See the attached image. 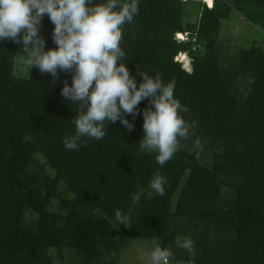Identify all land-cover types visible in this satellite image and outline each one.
Returning a JSON list of instances; mask_svg holds the SVG:
<instances>
[{"label":"trees","instance_id":"1","mask_svg":"<svg viewBox=\"0 0 264 264\" xmlns=\"http://www.w3.org/2000/svg\"><path fill=\"white\" fill-rule=\"evenodd\" d=\"M178 3L140 0L139 14L122 28L126 67L137 86L142 82L137 73H160L165 82L174 80L175 96L188 109L182 115L196 122L194 135L181 141L163 167L156 163L155 153L139 150L143 134L139 114L134 121L126 116L134 124L131 131L119 121L109 122L103 139L84 138L78 150L66 149L63 140L75 133L72 121L78 107L61 96L63 82L71 84V74L61 71L53 83L51 74L33 67L27 77L14 78L15 43L0 41V264H51L49 249L60 251L65 245L75 247L85 264L94 256L96 236L118 232L110 223L117 210L131 217V226L118 228L161 239L176 258L196 264H264V55L254 48L244 50L234 73L220 69L212 57L193 59L191 72L181 68L173 57L190 41H180L176 47L171 40L181 32L175 24ZM235 5L250 20L264 21V0H235ZM223 6L204 7L195 42L217 30L219 18L228 10ZM141 20L143 24L135 27ZM53 27L45 15L40 33L46 50L56 47ZM239 71L250 73L254 80L244 98L236 86ZM148 106L144 100L138 108ZM189 140L219 148L210 167L186 153L183 145ZM35 151L74 197L61 201L66 214L38 207L40 214L30 226L23 220L22 207L24 202L36 204L32 194L40 191L23 171ZM158 170L168 181L165 194L142 197L131 208V195L140 188L147 190ZM186 170L171 211V197ZM225 183L232 193L222 197ZM94 204L111 220L92 214ZM178 236L194 241L192 253L175 246Z\"/></svg>","mask_w":264,"mask_h":264},{"label":"clouds","instance_id":"2","mask_svg":"<svg viewBox=\"0 0 264 264\" xmlns=\"http://www.w3.org/2000/svg\"><path fill=\"white\" fill-rule=\"evenodd\" d=\"M140 0H0V41L10 40L22 46L20 62L38 68L41 74L58 77L71 74V84L63 82L61 96L76 105L73 119L75 133L64 138V147L78 150L82 143L101 140L109 122H120L131 131L130 115L143 116V134L139 150L155 153L163 167L179 150L181 141L194 135L196 122H189L182 113L188 109L175 96V81L165 82L160 73L154 76L137 73L142 82L126 67L128 59L122 50V28L139 14ZM47 15L54 25L51 33L55 48L45 49L40 33L41 21ZM148 107L139 109L141 101ZM168 181L158 170L148 189L140 188L131 195V208L141 198L163 196ZM117 226H131L127 213L115 212ZM175 246L189 253L194 250L190 237L175 239ZM172 249L157 244L148 254V264H170Z\"/></svg>","mask_w":264,"mask_h":264},{"label":"rangeland","instance_id":"3","mask_svg":"<svg viewBox=\"0 0 264 264\" xmlns=\"http://www.w3.org/2000/svg\"><path fill=\"white\" fill-rule=\"evenodd\" d=\"M177 5L178 17L175 24L180 27L182 35L174 33L171 40L174 46L178 47L180 41L190 43L185 44L182 48L178 47L173 60L180 64L183 68V61L187 64L186 71H192L193 59L212 57L217 62L220 69L229 73H234L235 62L240 59V55L244 50L257 49L264 55V21H252L248 16L243 14L235 5V0H178ZM228 7L224 17L219 18L217 30L208 34L199 43L195 42V32L200 24V17L204 11V7L209 9L208 5ZM225 7V8H226ZM144 20L135 22V27L138 24H143ZM155 24V21H154ZM179 32V31H178ZM180 33V32H179ZM22 46L15 43L13 51V72L14 78L27 77L30 70L20 62V52ZM209 55V56H208ZM188 61V62H187ZM184 69V68H183ZM236 86L238 88V96L246 97L250 86L254 82L253 76L250 73H240ZM183 149L187 154H194L196 163L210 167L213 163L214 152L219 151V148L200 147L195 140H189L183 145ZM28 173L30 178H33L31 186H36L40 192L33 195V202L36 204L24 202L22 207L23 220L27 225L32 226L34 220L39 216L38 207L45 205V208L54 214H66L67 210L62 208V199L73 200V193L68 185L55 178L56 171L49 165L41 153L35 151L31 158L26 162V168L23 173ZM189 170H186L181 176L178 186L173 192L170 200L171 211L175 210L179 193L184 185L185 179ZM32 176V177H31ZM48 180L49 184H44L42 181ZM44 185V187H43ZM48 187V188H47ZM222 197L231 195L230 185L228 183L222 186ZM29 192V188L25 187ZM92 214L102 216L105 219L111 220L107 213L99 205L94 204ZM114 232L109 235H98L95 237L94 256L85 264H148V254L157 245L163 247V242L157 237H147L144 234L136 235L135 233L122 230L116 226V222L110 221ZM51 264H84L80 261V253L75 247L65 245L60 251L55 248L49 249ZM170 264H196L187 259L176 258L174 254L170 259Z\"/></svg>","mask_w":264,"mask_h":264},{"label":"bare ground","instance_id":"4","mask_svg":"<svg viewBox=\"0 0 264 264\" xmlns=\"http://www.w3.org/2000/svg\"><path fill=\"white\" fill-rule=\"evenodd\" d=\"M177 33H178V35H179V36H181V35H182V33H181V32H180V33H179V32H177ZM187 62H188V61H187ZM183 64H184V65H183V68H184V69H186V67H187V64L185 63V61H183Z\"/></svg>","mask_w":264,"mask_h":264},{"label":"built area","instance_id":"5","mask_svg":"<svg viewBox=\"0 0 264 264\" xmlns=\"http://www.w3.org/2000/svg\"><path fill=\"white\" fill-rule=\"evenodd\" d=\"M208 7H209V8H211V7H212V5H211V6H209V5H208Z\"/></svg>","mask_w":264,"mask_h":264}]
</instances>
